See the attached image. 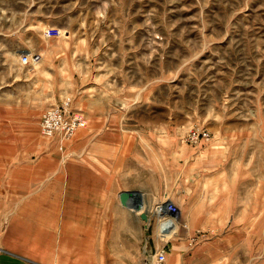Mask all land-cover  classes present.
<instances>
[{
	"label": "rangeland",
	"instance_id": "1",
	"mask_svg": "<svg viewBox=\"0 0 264 264\" xmlns=\"http://www.w3.org/2000/svg\"><path fill=\"white\" fill-rule=\"evenodd\" d=\"M49 27L62 35L46 37ZM25 53L41 61L24 64ZM66 102L87 126L94 118L121 120L151 146L160 194L168 193L154 206L170 200L181 211L169 244L182 248L167 249L163 264H264V0H0V183L13 171L33 173L45 156L69 165L76 135L47 137L40 125L47 109ZM195 129L210 137L191 141ZM189 151L192 183L199 162L203 177L229 161L239 183L253 177V255L217 254L214 224L184 217ZM146 232L153 250L161 246L154 220ZM231 242L219 247L230 250Z\"/></svg>",
	"mask_w": 264,
	"mask_h": 264
},
{
	"label": "crops",
	"instance_id": "2",
	"mask_svg": "<svg viewBox=\"0 0 264 264\" xmlns=\"http://www.w3.org/2000/svg\"><path fill=\"white\" fill-rule=\"evenodd\" d=\"M51 64L45 60L44 66L60 79ZM53 155L43 157L33 173L13 171L9 181L0 183V264H143L144 249L154 250L153 235L146 232L149 220L142 215L149 219L154 204L168 196L160 194L164 188L152 168L151 146H144L124 121L102 117L71 140L69 165L58 167ZM190 158L191 152H184V217L214 224L217 254L253 255V177L239 183L230 161L203 177L199 162L198 182L192 183ZM213 176L223 180L210 183ZM123 192L132 194L131 203L139 196L144 210L124 204ZM261 224L264 237V215ZM223 239L232 241L230 250L219 247ZM168 246L171 251L182 248Z\"/></svg>",
	"mask_w": 264,
	"mask_h": 264
},
{
	"label": "built area",
	"instance_id": "3",
	"mask_svg": "<svg viewBox=\"0 0 264 264\" xmlns=\"http://www.w3.org/2000/svg\"><path fill=\"white\" fill-rule=\"evenodd\" d=\"M62 33V30L56 27H49L45 30V36L48 38L59 37ZM21 60L24 64H37L41 61V56L36 53H25L21 56ZM68 105V102H66L61 106L51 107L43 113L40 125L44 136L57 137L62 141H66L75 136L80 129L87 126L84 115L70 110ZM200 137L207 139L210 134L205 129H195L189 134L191 141H195ZM180 216L179 207L170 200L159 202L154 206L149 217L148 228L151 227V222L154 220L158 230L157 236L162 244L161 246H155L153 252L147 247L144 249V264H163L166 261L169 241L178 232V229L174 230V227L180 221Z\"/></svg>",
	"mask_w": 264,
	"mask_h": 264
},
{
	"label": "bare ground",
	"instance_id": "4",
	"mask_svg": "<svg viewBox=\"0 0 264 264\" xmlns=\"http://www.w3.org/2000/svg\"><path fill=\"white\" fill-rule=\"evenodd\" d=\"M132 198H134L133 202L129 205V206H133V208L137 211L140 212L143 209V204L141 203V199L139 196L134 195ZM148 217H147V221H148ZM178 222V221H177ZM176 226L179 227V222L176 223ZM176 226L174 227V230L178 229V227L176 228ZM173 228V227H172Z\"/></svg>",
	"mask_w": 264,
	"mask_h": 264
},
{
	"label": "water",
	"instance_id": "5",
	"mask_svg": "<svg viewBox=\"0 0 264 264\" xmlns=\"http://www.w3.org/2000/svg\"><path fill=\"white\" fill-rule=\"evenodd\" d=\"M131 196H132V194L131 193H129V192H123L122 194H121V196H120V198H121V200H122V202L124 203V204H128V205H130L131 204ZM142 218L143 219H147V215L144 213L143 215H142Z\"/></svg>",
	"mask_w": 264,
	"mask_h": 264
}]
</instances>
